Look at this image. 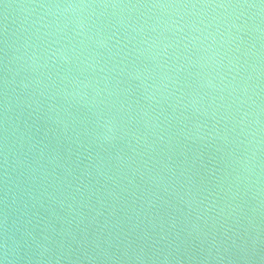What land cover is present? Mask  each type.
Wrapping results in <instances>:
<instances>
[{
	"label": "water",
	"instance_id": "95a60500",
	"mask_svg": "<svg viewBox=\"0 0 264 264\" xmlns=\"http://www.w3.org/2000/svg\"><path fill=\"white\" fill-rule=\"evenodd\" d=\"M0 264H264V0H0Z\"/></svg>",
	"mask_w": 264,
	"mask_h": 264
}]
</instances>
